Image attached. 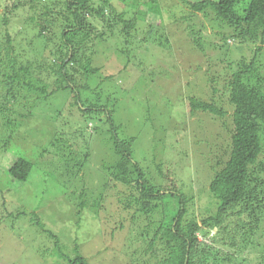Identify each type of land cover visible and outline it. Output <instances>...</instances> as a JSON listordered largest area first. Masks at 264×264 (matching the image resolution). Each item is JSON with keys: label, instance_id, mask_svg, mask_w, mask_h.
<instances>
[{"label": "trees", "instance_id": "trees-1", "mask_svg": "<svg viewBox=\"0 0 264 264\" xmlns=\"http://www.w3.org/2000/svg\"><path fill=\"white\" fill-rule=\"evenodd\" d=\"M117 1L118 6L113 0H10L6 3L2 14L3 20L6 19L4 27L8 26L9 19L22 21L37 45L28 54L31 57L37 54L32 59L20 58L27 51L14 43L8 32L10 26L5 27L7 30L0 35V162L6 158L9 164L5 170L0 168V264H38L47 256L67 264H94L108 256L109 262L104 264H123L125 254L106 241L100 246L103 252L96 254L83 251L74 242L77 256L70 258L69 252L64 251L66 246L60 245V236L49 232L38 212L47 203L46 198L59 197L54 203V198L48 200L49 210L59 216L60 205L66 202L73 205L78 198L77 211L75 207L69 211L73 220L77 218L75 223L79 227L85 223L82 212L92 207L95 211L102 208L98 205L105 196L96 190L104 191L110 185L131 189L122 202L127 209L138 207L137 194L156 202L162 221H158L150 248L161 254L156 256L157 264H238L234 252H218L219 245L239 254L256 245L263 252H260L259 264H264V240L254 238L264 213L261 158L264 154V0ZM119 6L124 9L118 10ZM19 11L25 13L21 18L17 16ZM199 14L212 15L221 29L224 28L221 33L225 43L219 48L226 50V55L230 49L246 52L239 61L228 64L232 68L219 70L205 55L207 46L202 42V32L189 29L194 44L183 52L192 57V70L190 76H181L175 54L166 57L152 44L157 43L171 52L172 29L184 25L186 28ZM140 24L146 28V35L142 37L135 34ZM114 38L111 45L109 40ZM229 39L235 46L230 48ZM249 45L253 46V52ZM193 46L198 49L196 54ZM141 47H148V51L151 47L146 60L141 54L136 55ZM221 63L223 56H220ZM98 74L104 75V82L120 83L128 88L115 85L111 86L115 93L108 96L97 93L88 81ZM163 75L167 80L161 84ZM154 84L158 88H150ZM62 95H70L67 108L78 115L80 128L75 133L81 139L75 143L55 138V134L48 139L46 125H41L43 119L35 122L37 134L27 127V120L35 110L50 111L55 104L53 100ZM123 97L127 98L122 106L119 99ZM223 99L233 107L228 139L214 133L208 121L210 116L227 115ZM19 107L23 109L16 110ZM189 124L194 127L197 144L204 137L216 144L221 141L229 144L226 159H218L217 170H212L214 176L208 190L218 204L212 215L203 220V225L188 220L190 198L171 178L161 188L156 185V179L146 178V172L134 160L138 134L133 136L124 131L132 126L144 135L145 132L155 134L153 138L158 142V133ZM91 125L93 135L89 138ZM44 138H47L45 142ZM24 139L32 142L24 155L10 153L13 146L24 149ZM98 147L103 149V155H96ZM30 152H34L33 156ZM159 173L161 180L163 174ZM34 184L36 190L28 191ZM77 186L81 190L79 196ZM24 190L33 196L30 210L23 205ZM143 199L136 209L142 214L149 209ZM93 200L90 206L88 203ZM12 203L17 205L13 210ZM20 222L28 226H21ZM214 226L220 227L216 245L200 241V236H211ZM99 231L90 233L84 246L98 245L103 236V230ZM48 237L53 245L49 250L42 249ZM27 251L31 253L26 258L18 254ZM13 256L18 257L16 262L12 261Z\"/></svg>", "mask_w": 264, "mask_h": 264}, {"label": "rangeland", "instance_id": "rangeland-1", "mask_svg": "<svg viewBox=\"0 0 264 264\" xmlns=\"http://www.w3.org/2000/svg\"><path fill=\"white\" fill-rule=\"evenodd\" d=\"M9 1L10 0H0V35L4 33V30H7L5 27L8 28L10 26L8 28V32L13 37L14 43L20 45L21 49H25L27 51L26 55L21 54L20 58H24L25 60L32 59L33 56H35L37 53H33L34 55L32 57L31 55L29 56V49L33 47L37 48V45L35 44V41L33 42L31 40V35H29V31L25 29V25L23 24V22L18 21L15 18L9 19L8 26L4 27L3 25L6 19L3 20L2 14L5 12L6 3H8ZM113 2L116 6H118L117 0H113ZM130 4L131 3L127 4V6L130 7ZM117 9L122 11V9L124 8L119 6ZM23 14L25 13H21L19 11V14L17 15L18 18L23 17ZM167 16L168 15H165L166 18ZM184 26H178L176 27L177 29H172L171 41L173 43V49L171 52L168 51V48L160 47L159 45H157V43L152 44L155 50L163 52L166 57H168L171 53L175 54V57L179 62L178 66L180 65V67L178 68V72L179 74H181V76L191 75L190 71L192 69H190V67L192 63V57L188 55L189 53H185L183 51L188 49V46H190L191 44H194L193 41H191L192 38L190 35V30L192 29L197 33L202 32V42L205 46H207L205 55L208 57L209 63L216 65L218 67L217 69L219 70H221L222 67L232 68V66H228V64L231 63V61H234V63H236V61H239L242 58V54L244 53V51L246 52V50L243 49L242 53L238 49H230L228 55H226V50H221L219 48L220 44L225 43L224 37H222L221 33L223 32L224 28L221 29L218 21L210 14L196 15L194 20L191 21V24L189 25L190 27L186 26L185 28ZM99 28H101V26ZM145 29V25L140 24L137 27L135 34L142 37L146 35ZM116 30L118 31V29ZM161 37L164 40V37ZM115 40V38L114 40L111 39L109 40V43L112 45L113 41ZM228 44L230 48L232 46H235L231 39H229ZM208 45H210V48L212 47V50H209L210 48L208 49ZM249 47L253 52V46L249 45ZM146 48H138V52L136 55L139 56V54H141L140 56L144 60H146L149 57L148 55H150L149 52L151 47L149 48V51L146 50ZM193 50V53L195 54L198 51V49L194 46ZM110 51H113V48H110ZM39 53L42 55L41 52ZM39 53L38 58H40ZM220 56H223V64H220ZM262 61H264L263 58ZM210 72L213 73V71ZM103 74H106L107 77L106 72ZM160 79L161 84H163L167 80L164 75L161 76ZM104 80V75L98 74L91 77L88 83L90 87L94 89V91H97V93L100 92L104 94V96H108L109 93H115L116 90L112 87H114L116 84H113V82H104ZM44 83L49 85L48 81H44ZM117 84L118 85L116 86H119L122 89L124 87H127L125 85L124 87H122L120 83ZM150 88L158 87L156 84H154L150 86ZM62 96L63 97H59L56 101L53 100V103L55 104L52 108H50V111L43 110V108H39L37 109V111L35 110L33 117L27 120V127L28 129L32 130L31 133L37 134L35 133V122L37 121V119H43L41 125H46L45 130L48 139L53 138L52 135L55 134L57 135L55 136V138L58 137L68 140L69 143H75L76 141H79L81 139L80 135L75 133V131L80 128L77 125L78 115L75 111L67 108L69 102L71 101L70 95ZM126 98L127 97H123L119 99L122 106L126 103ZM163 103H165V101ZM222 106L227 115L222 118H215L210 116L208 121L211 123L210 126L211 128L213 127L212 130L214 131V133L218 134L220 137H222V139H228L231 131V122L229 118H231V115L233 113V107L228 104L226 99H223ZM22 109L23 108L19 107L16 110L21 111ZM58 112H62V114ZM63 115L67 116V118H65V116ZM164 117L165 119H167V115ZM223 123H226V126H224ZM92 128L93 126L91 125L90 129L88 130L89 138L93 135ZM129 128L132 131L128 128L126 129L127 131H124L126 133L133 134V136L138 134L136 142L138 150L135 152L134 160H136L137 163L146 172V178L149 179L151 177L152 179H156V185L160 186V188L162 186H165L171 178L172 181L177 183L178 188L181 190V192L185 194L186 197L190 198L191 202L188 206V220H195L198 224L203 225V220L206 219V217L209 216L211 212H214L216 210L218 204V202L209 193L208 185L212 181L215 170H217V166L215 165L217 160L226 159L229 151V144L225 143V141H221L220 144H216L212 139H204L205 137L203 139H200V144H197L198 138H194V127H192V125L190 124L187 125V127H180L175 131L169 130L168 133H158V142L154 140L155 134L145 132L144 135L140 131H137L138 129L133 128L132 126ZM42 129L44 128L42 127ZM37 137L39 138L38 135L36 136V138ZM46 139H43L44 142ZM89 140L91 143H93L92 139ZM262 141L264 144V136ZM22 144L26 145L24 149L20 146H13V149L10 150V153L16 155H24V151L31 146L32 142L24 139L22 141ZM102 150V148L98 147L96 155H103L104 152H102ZM33 154L34 152L29 153L30 156H33ZM261 158L264 161V154L261 156ZM8 164L9 159L3 158V160L0 162V168H2L1 170H5L6 165ZM212 170H214V172ZM159 171L163 174L161 179L162 181L159 180L160 177L157 176L160 175ZM92 184L94 185L93 181ZM170 184L171 182H169V185ZM35 186V184L29 186L27 188L28 191L32 189L34 192L36 190ZM98 187L94 189H98ZM114 187L115 188L111 187L110 185V187L108 188L105 187L104 191L96 190L97 193H103L105 196L98 205L102 206V208L100 207L99 210L95 211L92 207V209L90 208L88 210H85V213L82 212L81 217L85 219V223H81L82 225L79 227L75 223L77 222V218L73 220V217L72 215H70L69 211L70 208L73 209V207H75L76 210V208L79 207L80 202L78 201V198L76 199V203L73 205L68 202H66L64 205H60L61 214L59 216L56 215L55 211L49 210L48 200H52L54 197L46 198L48 200L44 201H46L47 203H45V205L42 204L40 209H38L39 216L41 220L47 225L49 232H51L53 236H60V245L66 246L64 251H67V253L69 252L68 256L70 258H75L77 256L76 253H74V242L79 244L82 247L83 251L85 249L90 254H96L103 252L102 250H100V246L104 245L106 241L107 244L115 248L117 247V250H120L125 254V257L123 258V264H157L156 256L161 254H158V252L156 251H152V249L150 248V242L153 238L154 232L157 229L158 221L159 223L162 221V214L160 213L161 211H159L156 202L144 200L137 194L138 198H135V204H138V207L127 209L124 207L122 202L123 198L129 196L131 189L124 186L117 187L116 185ZM80 192V187H78V196ZM22 193H24L23 205H25V207H27V209L29 210L32 209V194L27 192L26 190L22 191ZM47 195L49 196V193H47L46 196ZM58 198L59 197L54 198L53 203L55 201H58ZM139 198L148 203L149 209L144 213L147 216L136 210L140 207L141 204ZM93 202L94 200L88 204L92 206ZM10 207L11 210H13L17 207V205L15 203H12ZM152 212L156 213L150 214ZM233 220H235V218ZM19 224L24 227L28 226L26 223L22 222H20ZM219 228L220 227L218 226H214L211 230V236L209 238L200 236L199 240L204 241L210 246H215V239L219 236ZM99 229L103 230L101 242H99L98 245L96 243L94 245L89 244V246H84V244H86L85 241L87 240V236H89V234L93 231L94 233L100 232ZM23 234L26 236L27 233L23 232ZM221 235L223 236V234ZM254 238H262L264 240V213L262 214V222ZM51 245H53V240L48 237L46 238L44 243H42V249L44 248L46 250H49ZM220 246L221 245H219V248L216 250L225 254L230 253V251L234 252V257L238 264H259L262 261L260 256V252L263 253L262 249L256 245L249 246L245 250V252L241 254H239L237 251L230 250L228 247L223 248ZM216 247H218V245ZM219 249L224 250L221 251ZM30 253V251H27L26 253L20 252L18 254L23 258H26V256L30 255ZM17 258V256H13L12 261L16 262ZM21 259L22 258H20V260ZM41 261L38 264H67L65 261L58 260L57 258H54L52 256H47V258H44V260ZM105 262H109L108 256L104 257L103 260L94 262V264H104Z\"/></svg>", "mask_w": 264, "mask_h": 264}]
</instances>
